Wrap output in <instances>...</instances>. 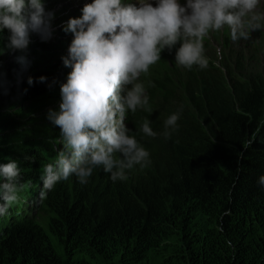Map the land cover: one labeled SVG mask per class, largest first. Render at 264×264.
Masks as SVG:
<instances>
[{"label":"trees","instance_id":"16d2710c","mask_svg":"<svg viewBox=\"0 0 264 264\" xmlns=\"http://www.w3.org/2000/svg\"><path fill=\"white\" fill-rule=\"evenodd\" d=\"M72 39L53 49L38 37L0 58V163L17 161L23 185L0 215V264H264V80L234 75L212 54L207 69L176 81L167 67L171 84L150 78L159 94L145 119L157 136L139 133L143 122L128 126L150 152L146 168L113 182L97 167L86 184L73 175L41 197L43 168L62 145L59 129L31 114L60 102ZM50 53L56 61L40 60ZM177 111L166 139L164 118Z\"/></svg>","mask_w":264,"mask_h":264},{"label":"clouds","instance_id":"9594fccd","mask_svg":"<svg viewBox=\"0 0 264 264\" xmlns=\"http://www.w3.org/2000/svg\"><path fill=\"white\" fill-rule=\"evenodd\" d=\"M261 0H92L70 17L63 30L73 34L63 65L70 68L60 84L59 110L49 109L48 120L60 130V144L53 163L43 168L41 197L57 182L75 176L86 184L97 167L110 174L113 182L128 179L134 167L146 168L150 152L130 135L127 113L137 109L151 113L142 73L161 59V52L176 47L178 66L207 69L204 38L210 31L227 26L232 41L249 40L264 30ZM54 12L45 0H0V33L9 35L4 48L25 50L30 33L41 40L51 37ZM4 51L0 48V53ZM220 55V49H217ZM17 60L26 64L24 57ZM40 82L46 77L41 76ZM29 77L28 83L32 84ZM180 111L164 121L167 139L178 129ZM145 119L138 132L155 138L157 133ZM264 187V175L258 179ZM21 184L19 163H0V215L7 214L18 200Z\"/></svg>","mask_w":264,"mask_h":264},{"label":"rangeland","instance_id":"374dc122","mask_svg":"<svg viewBox=\"0 0 264 264\" xmlns=\"http://www.w3.org/2000/svg\"><path fill=\"white\" fill-rule=\"evenodd\" d=\"M91 2L92 0H45L46 10L53 11L55 14L52 21V35L46 40L49 45H53V49H55L54 45H57L58 42H66L68 39L73 38L72 33H66L63 30V25L70 17L81 16V9L84 4ZM185 2L186 1H182L181 3ZM258 10H264V0H261ZM38 37H40L38 34L34 32L30 33L29 43ZM178 46L179 45L176 47ZM176 47H174L171 52L167 49L162 50L161 59L157 61L156 64L150 66L148 73H142L138 80V82H142L145 85L146 94L149 97L148 107L155 104V96L156 94H159L156 90L148 88V82L152 76H156L158 78V82H162L167 78V81L171 84L172 81L166 77L165 72L167 67H172V71L168 74L171 78L176 81L178 78L185 77L186 68L178 66L175 61ZM204 48L205 56L212 54L213 60L216 61L217 64L224 65L226 63L234 69V75L241 76L240 70H243L244 75H248L249 73H259L264 80V30L252 33L249 40L241 39L234 42L230 37L229 29L225 26L219 31H210L209 34L205 36ZM3 49L4 51L0 53V58L5 60L15 59V52H11L6 48ZM217 49H220L219 56L217 55ZM65 52L68 53L67 50H65ZM36 56L38 57L39 54ZM39 57L42 62L47 60V62L51 63L56 61L59 55L50 53ZM226 81L228 82V77H226ZM59 103L60 102H55L54 104L46 106L42 111L33 113L31 116H40L41 120L45 118L44 121H48L49 124H52L47 118V112L50 108L59 110ZM146 112V110L140 108L137 109L135 114L129 111L127 113L126 120L127 127L135 121L143 122L145 120ZM169 116L170 115L164 119H167ZM53 126L54 129L58 128L55 125ZM57 132L60 133V130Z\"/></svg>","mask_w":264,"mask_h":264}]
</instances>
